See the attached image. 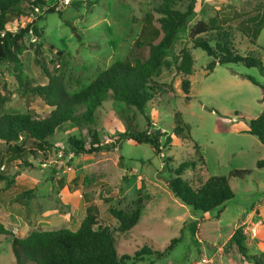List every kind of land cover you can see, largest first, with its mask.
Instances as JSON below:
<instances>
[{"label":"rangeland","instance_id":"374dc122","mask_svg":"<svg viewBox=\"0 0 264 264\" xmlns=\"http://www.w3.org/2000/svg\"><path fill=\"white\" fill-rule=\"evenodd\" d=\"M44 1L41 9L26 8L28 21L12 24L9 31L16 33L28 22H38L42 38L30 34L22 42L21 59L29 81L32 86H44L50 75L60 76L71 94L89 87L113 65L134 62L136 41L148 40L145 15L154 13L158 2ZM78 3L80 8L75 6ZM188 4L182 1L176 7L185 12ZM198 22L231 27L241 53L253 50L264 63V0H196L195 13L177 32L170 48L162 51L163 66L154 75L155 81L171 84L176 97L159 95L147 110L152 121L148 131L169 134L171 147L166 144L167 136L161 140V155L150 144L133 141V136L147 130V116L112 99L96 113L93 127L107 146L99 153L77 155L71 150L69 138L79 133L69 123L51 139L53 152L47 158L31 159L29 168L23 169L19 161H7V144L0 142V174L7 178L0 179V224L21 238L36 230L76 231L87 209L96 206L100 224L115 231L119 225L111 209H133L139 195L148 194L151 201L139 224L127 234L115 232L118 253L132 258L127 264H201L203 259L208 264H253L241 256L232 238L235 233L243 237L248 255L260 254L259 247H264V163L259 165L264 161V145L249 133L250 121L264 112V76L257 68L241 64L218 66L209 73L211 58L195 49L190 40V30ZM183 49L194 60L190 76L178 70ZM8 66L0 64V114L48 116L52 108L21 87ZM186 79L188 92L183 86ZM177 112L189 126L193 141L173 136ZM195 144L204 163L196 155ZM168 158L172 170L187 161L196 164L184 175L195 186L204 178L228 177L234 170L250 174L230 179L233 200L201 213L169 190L172 173L164 163ZM226 209L225 217L218 220ZM241 211L235 232L229 236ZM253 228L260 229L257 240L252 237ZM176 238H180L176 248L165 253ZM12 241L10 236H0V264H16Z\"/></svg>","mask_w":264,"mask_h":264},{"label":"trees","instance_id":"16d2710c","mask_svg":"<svg viewBox=\"0 0 264 264\" xmlns=\"http://www.w3.org/2000/svg\"><path fill=\"white\" fill-rule=\"evenodd\" d=\"M182 1L189 3L185 12L176 7ZM195 3L196 0H158L154 13L145 15L148 25L144 28V34L148 35V40L136 41L137 57L134 62L127 60L113 65L102 72L89 87L79 93L71 94L60 76L50 75L49 83L44 86H32L29 81L21 59L24 49L22 42L30 34L42 38L43 31L39 28L38 22H28L25 28H21L16 33L9 31V26L12 24L22 25L28 21L26 8L41 9L45 6V1L0 0V64L9 65L12 75L19 81L21 87L39 95L52 108L50 114L44 118L32 112L0 114V142L7 144V161L10 163L19 161L21 167L25 169L32 167L31 159L47 158L55 148L51 139L67 123L72 124L79 133V136L69 138V147L77 155L103 151L107 146L93 126L96 123L98 109L110 99L135 108L142 115L147 116V130L138 136H133V141L150 144L156 154L161 155V140L167 136L166 144L171 147L173 138L169 134L160 130L153 133L148 131L152 121L148 118L147 110L149 104L159 95L176 97L172 85L155 81L154 75L160 72L163 66L162 51L170 48L177 32L195 13ZM75 6L81 7L79 3ZM39 20L42 18L40 17ZM213 22L211 24L198 22L190 30V40L194 48L204 51L211 58L206 70L213 73L218 66L241 64L247 68H257L264 76L261 56L253 50L243 55L238 48L233 29L222 25L216 26ZM68 26L74 29L70 24ZM40 47L39 45L38 49ZM181 56L178 70L190 76L194 62L192 54L187 49H183ZM249 80L257 84L255 80L251 78ZM183 86L185 92L190 90L188 79L184 80ZM175 125L174 137L193 141L190 128L179 112L175 114ZM249 133L264 145V112L257 119L250 121ZM87 139L90 140L89 144ZM195 150L200 162L204 163L197 144ZM2 160L3 152L0 150V162ZM171 162V158L164 162L172 173L167 182L169 190L184 205L201 213L215 211L233 200L235 194L230 186V179H244L250 174L246 170H234L228 177L204 178L199 186H195L185 179L184 175L189 168H196V164L187 161L172 170ZM263 163L264 161L259 165ZM0 179L7 178L0 174ZM150 201V195L140 194L133 209H111V215L119 225L115 231L109 226L100 224L96 206H90L76 231L68 228L36 230L21 238L16 237L11 230L0 224V236L13 238L12 250L16 264H127L132 258L118 253L115 232L127 234L132 231L139 224L142 213ZM232 239L244 259L253 264H264V252L248 255V250L243 245V237L235 233ZM179 242L180 238L173 239L165 253H171ZM145 251L149 252L147 249Z\"/></svg>","mask_w":264,"mask_h":264},{"label":"crops","instance_id":"0c3cea01","mask_svg":"<svg viewBox=\"0 0 264 264\" xmlns=\"http://www.w3.org/2000/svg\"><path fill=\"white\" fill-rule=\"evenodd\" d=\"M228 209V208H227ZM227 209L225 210V214L223 213L222 215H221V217L218 219V220H221V218H223V217H225V215L227 214ZM242 215H243V211H241V212H239L238 213V216L236 217V219H234L235 221H233L234 223H233V229L231 230V232L229 233V236H231V234H233L234 232H235V229H236V226H237V224L239 223V221H240V218L242 217ZM202 230V229H201ZM233 232V233H232ZM201 236H203L202 235V232H201ZM198 237V236H197ZM254 239H259V236L257 237V238H254ZM255 245V244H254ZM255 248V247H254ZM259 250H260V253H263L264 252V247L263 246H260L259 247ZM255 253H253V255H254ZM212 255H216L215 253H212ZM237 259V258H236ZM238 260V259H237ZM238 262H239V260H238ZM239 264V263H238Z\"/></svg>","mask_w":264,"mask_h":264},{"label":"built area","instance_id":"2783aa9c","mask_svg":"<svg viewBox=\"0 0 264 264\" xmlns=\"http://www.w3.org/2000/svg\"><path fill=\"white\" fill-rule=\"evenodd\" d=\"M259 230L260 229H258V228H253L251 230V232H252L251 234H252L253 238H257L260 235V231ZM208 263H209V261L206 260V259L201 260V264H208Z\"/></svg>","mask_w":264,"mask_h":264}]
</instances>
